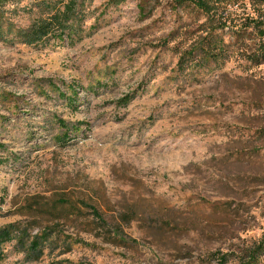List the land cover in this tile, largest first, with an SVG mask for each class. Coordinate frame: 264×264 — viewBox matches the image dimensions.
Returning a JSON list of instances; mask_svg holds the SVG:
<instances>
[{"label":"rangeland","instance_id":"obj_1","mask_svg":"<svg viewBox=\"0 0 264 264\" xmlns=\"http://www.w3.org/2000/svg\"><path fill=\"white\" fill-rule=\"evenodd\" d=\"M107 1L85 0L74 45L0 41V227L47 235L1 264H238L264 237V0Z\"/></svg>","mask_w":264,"mask_h":264},{"label":"trees","instance_id":"obj_2","mask_svg":"<svg viewBox=\"0 0 264 264\" xmlns=\"http://www.w3.org/2000/svg\"><path fill=\"white\" fill-rule=\"evenodd\" d=\"M17 0H0V41L7 44L24 43L29 46H48L58 45L64 41H68L69 44L74 45L78 41L82 40L85 35L91 34L95 26H91L86 33V29L83 26L86 15L84 14V2L85 0H41L38 4L39 12L37 16L27 26H16L8 17L10 10L7 8L9 4L16 2ZM124 0H108L106 6L121 4ZM222 0H173V6L175 7H192L205 15L210 16L215 14L220 6ZM144 12V8L140 9ZM218 27L211 29V33L216 31ZM264 34V31H261ZM263 35H261L262 37ZM259 44V52L256 54V58L264 60V41ZM212 44V40L208 43ZM212 48V47H211ZM205 49V48H204ZM223 46L215 44L211 50H207L204 53L203 59H214L219 61L220 54L223 51ZM186 54L182 57L181 70L189 66L190 57L187 59ZM190 56V55H189ZM193 63L190 67H196L195 59H192ZM198 60L197 62H199ZM200 66V64H198ZM69 90L74 94L77 93V89L74 85H68ZM67 95L66 92L61 91V97L65 98L68 102H75V95ZM125 102L128 99H124ZM4 197L0 194V204L3 202ZM57 207L56 209H60ZM74 206H68L67 210H73ZM93 214L97 216L98 220H103L98 209L93 211ZM24 233L17 229L15 224H9L0 227V264L2 258H4V246L6 243L17 239V242L23 245L27 252L32 254H42L44 248V242L47 240V235H41L33 241L24 242ZM264 257V237L253 246L246 247L244 255L239 258L238 264H263ZM227 261L226 255L219 257V264H225Z\"/></svg>","mask_w":264,"mask_h":264}]
</instances>
